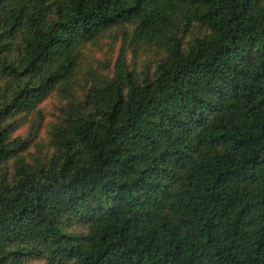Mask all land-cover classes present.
<instances>
[{"label":"trees","instance_id":"obj_1","mask_svg":"<svg viewBox=\"0 0 264 264\" xmlns=\"http://www.w3.org/2000/svg\"><path fill=\"white\" fill-rule=\"evenodd\" d=\"M0 264H264V0H0Z\"/></svg>","mask_w":264,"mask_h":264}]
</instances>
